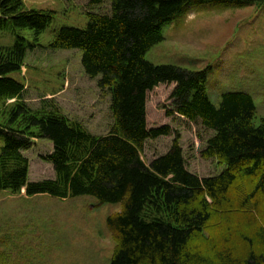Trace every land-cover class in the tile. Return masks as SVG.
Here are the masks:
<instances>
[{
  "label": "trees",
  "instance_id": "16d2710c",
  "mask_svg": "<svg viewBox=\"0 0 264 264\" xmlns=\"http://www.w3.org/2000/svg\"><path fill=\"white\" fill-rule=\"evenodd\" d=\"M195 1L201 0H111V12H88L85 27L53 31L46 48L81 50L85 73L111 95L114 122L100 135L58 109L27 104L25 84L11 74L32 50L45 48L41 38L54 11L0 0V33L11 37L0 44V102L13 100L0 121V190L121 203L107 220L116 242L110 264H264V117L256 124L253 95L228 91L216 105L208 70L146 58L165 40L163 26ZM172 83L167 115L200 120L214 132L202 156L226 166L219 174L202 177L188 169L179 133L166 153L149 163L143 158L148 139L174 132L169 124L150 128L147 117L148 93ZM34 138L53 143L44 159L55 178L30 181L23 152Z\"/></svg>",
  "mask_w": 264,
  "mask_h": 264
},
{
  "label": "rangeland",
  "instance_id": "374dc122",
  "mask_svg": "<svg viewBox=\"0 0 264 264\" xmlns=\"http://www.w3.org/2000/svg\"><path fill=\"white\" fill-rule=\"evenodd\" d=\"M27 8L54 11V20L41 38L44 47L32 50L21 71L11 76L26 86L24 99L33 109H58L81 122L94 134H106L114 122L111 95L88 76L78 49L46 48L53 31L63 26L85 27L88 12L110 13L111 0H24ZM165 40L146 58L155 64H173L188 70H208V91L218 105L223 93L245 91L257 105L256 124L264 117V0L239 6L230 1L193 2L183 14L163 26ZM11 37L0 33V44ZM175 84H160L148 93L149 127L169 124L172 135L148 139L143 158L150 162L166 153L176 134L181 136L188 169L205 177L225 169L217 158H204L202 150L213 131L200 120L168 116ZM0 102V121L9 104ZM23 153L29 158L30 181L55 178L44 158L54 149L46 138H34ZM121 203L103 202L92 195L60 198L49 194L25 195L0 190V264H110L116 242L108 216Z\"/></svg>",
  "mask_w": 264,
  "mask_h": 264
}]
</instances>
